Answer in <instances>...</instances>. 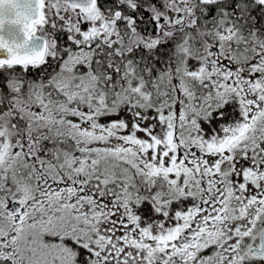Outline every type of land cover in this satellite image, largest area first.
I'll return each instance as SVG.
<instances>
[{
    "label": "snow or ice",
    "instance_id": "6c2138e0",
    "mask_svg": "<svg viewBox=\"0 0 264 264\" xmlns=\"http://www.w3.org/2000/svg\"><path fill=\"white\" fill-rule=\"evenodd\" d=\"M0 264H264V0H0Z\"/></svg>",
    "mask_w": 264,
    "mask_h": 264
}]
</instances>
